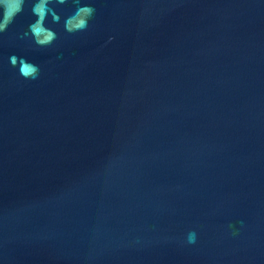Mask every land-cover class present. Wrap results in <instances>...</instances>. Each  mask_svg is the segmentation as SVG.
<instances>
[{
    "label": "water",
    "instance_id": "1",
    "mask_svg": "<svg viewBox=\"0 0 264 264\" xmlns=\"http://www.w3.org/2000/svg\"><path fill=\"white\" fill-rule=\"evenodd\" d=\"M0 264H264V0H0Z\"/></svg>",
    "mask_w": 264,
    "mask_h": 264
},
{
    "label": "clouds",
    "instance_id": "2",
    "mask_svg": "<svg viewBox=\"0 0 264 264\" xmlns=\"http://www.w3.org/2000/svg\"><path fill=\"white\" fill-rule=\"evenodd\" d=\"M35 71V70H34ZM32 78H35V74L33 75V77ZM190 239H191V236H190Z\"/></svg>",
    "mask_w": 264,
    "mask_h": 264
}]
</instances>
